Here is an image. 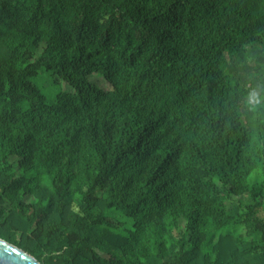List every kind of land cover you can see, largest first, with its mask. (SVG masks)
I'll list each match as a JSON object with an SVG mask.
<instances>
[{"label": "trees", "instance_id": "obj_1", "mask_svg": "<svg viewBox=\"0 0 264 264\" xmlns=\"http://www.w3.org/2000/svg\"><path fill=\"white\" fill-rule=\"evenodd\" d=\"M0 238L264 264V0H0Z\"/></svg>", "mask_w": 264, "mask_h": 264}, {"label": "water", "instance_id": "obj_2", "mask_svg": "<svg viewBox=\"0 0 264 264\" xmlns=\"http://www.w3.org/2000/svg\"><path fill=\"white\" fill-rule=\"evenodd\" d=\"M0 264H41L32 255L0 238Z\"/></svg>", "mask_w": 264, "mask_h": 264}, {"label": "rangeland", "instance_id": "obj_3", "mask_svg": "<svg viewBox=\"0 0 264 264\" xmlns=\"http://www.w3.org/2000/svg\"><path fill=\"white\" fill-rule=\"evenodd\" d=\"M92 80L97 82L101 87L105 89L109 88V84L104 80V78L94 76L92 77ZM33 83L47 96L55 94L60 89L68 88V86L64 82H62V84H54L48 74L42 73V71L38 76L33 78Z\"/></svg>", "mask_w": 264, "mask_h": 264}]
</instances>
